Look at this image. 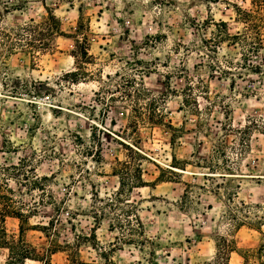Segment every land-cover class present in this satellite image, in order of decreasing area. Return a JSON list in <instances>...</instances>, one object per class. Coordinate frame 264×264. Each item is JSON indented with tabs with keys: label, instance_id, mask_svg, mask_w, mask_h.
I'll return each mask as SVG.
<instances>
[{
	"label": "rangeland",
	"instance_id": "rangeland-1",
	"mask_svg": "<svg viewBox=\"0 0 264 264\" xmlns=\"http://www.w3.org/2000/svg\"><path fill=\"white\" fill-rule=\"evenodd\" d=\"M239 9L0 0V193L26 264H264V27L234 39ZM118 161L147 185L122 189Z\"/></svg>",
	"mask_w": 264,
	"mask_h": 264
},
{
	"label": "trees",
	"instance_id": "trees-1",
	"mask_svg": "<svg viewBox=\"0 0 264 264\" xmlns=\"http://www.w3.org/2000/svg\"><path fill=\"white\" fill-rule=\"evenodd\" d=\"M253 5V10H237L241 11L240 16L242 22L246 25L245 29L242 32H239L234 36V39L239 40L240 43L246 45L250 43L251 37L254 39H260V32H258L259 27H264V0H251ZM56 19L55 16H53ZM34 24H27L26 28H41L46 25L50 28H53L52 23L50 21H43L40 23H35L34 20H31ZM252 32H256L253 34ZM76 72H68V74ZM119 162V171L116 175H119L120 178V187L122 189L126 188H134V187H143L146 186V182H144L141 173L137 174V178L130 176L131 174V165L128 161H118ZM139 171H142L139 167ZM127 177V178H126ZM136 179V180H134ZM24 214L19 212L6 201V196L0 193V248L7 249L9 251L8 264H26L29 259H33L30 254L31 244L26 238V232L32 229V226H25ZM7 217H15L19 218L21 221L19 227V233L17 235H10L6 228V219ZM138 221L141 220L138 218ZM34 228V227H33ZM59 250L57 249H48L46 252V256L44 258L43 264H52V255L57 253ZM80 264V263H79ZM82 264V263H81Z\"/></svg>",
	"mask_w": 264,
	"mask_h": 264
},
{
	"label": "bare ground",
	"instance_id": "bare-ground-1",
	"mask_svg": "<svg viewBox=\"0 0 264 264\" xmlns=\"http://www.w3.org/2000/svg\"><path fill=\"white\" fill-rule=\"evenodd\" d=\"M176 170H180V171H184L183 169H180V168H175Z\"/></svg>",
	"mask_w": 264,
	"mask_h": 264
},
{
	"label": "crops",
	"instance_id": "crops-1",
	"mask_svg": "<svg viewBox=\"0 0 264 264\" xmlns=\"http://www.w3.org/2000/svg\"><path fill=\"white\" fill-rule=\"evenodd\" d=\"M29 260H34V259H29Z\"/></svg>",
	"mask_w": 264,
	"mask_h": 264
}]
</instances>
